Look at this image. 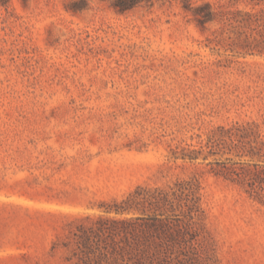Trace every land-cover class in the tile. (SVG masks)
<instances>
[{
  "label": "rangeland",
  "instance_id": "1",
  "mask_svg": "<svg viewBox=\"0 0 264 264\" xmlns=\"http://www.w3.org/2000/svg\"><path fill=\"white\" fill-rule=\"evenodd\" d=\"M204 2L264 7L0 0V264H72V221L137 185L193 175L205 264H264V202L215 171L217 161L264 164V155L206 145L214 131L261 145L264 52L244 47L236 26H203L185 7ZM183 148L203 152L185 161L175 157Z\"/></svg>",
  "mask_w": 264,
  "mask_h": 264
},
{
  "label": "trees",
  "instance_id": "2",
  "mask_svg": "<svg viewBox=\"0 0 264 264\" xmlns=\"http://www.w3.org/2000/svg\"><path fill=\"white\" fill-rule=\"evenodd\" d=\"M185 7L203 26L217 18L236 26L239 36H245L244 47L264 52V22L261 21L264 7L246 12L217 11L210 2ZM229 138L230 144L222 131H214L206 143L208 152L217 153L233 145L241 155L252 158L264 155V140L258 146L251 140L235 139L232 133ZM202 152L203 149L185 151L183 148L181 156L175 157L194 162ZM203 158L207 159V154ZM217 164L216 173L243 184L251 195L264 202V164L233 162L229 165L225 161ZM202 188L196 175L178 178L168 187L137 185L123 198H114L112 203L105 204L104 213L72 221V229L64 242L69 251L67 259L72 264H205L207 253L197 240L205 215Z\"/></svg>",
  "mask_w": 264,
  "mask_h": 264
}]
</instances>
